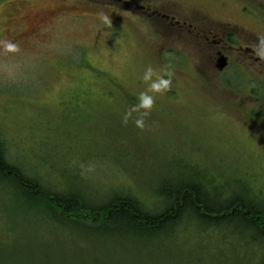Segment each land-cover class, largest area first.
Instances as JSON below:
<instances>
[{
  "label": "rangeland",
  "instance_id": "1",
  "mask_svg": "<svg viewBox=\"0 0 264 264\" xmlns=\"http://www.w3.org/2000/svg\"><path fill=\"white\" fill-rule=\"evenodd\" d=\"M261 38L264 0H0V40L19 45L0 50V138L30 175L94 198L117 188L158 207L159 179L194 166L264 198ZM148 65L174 75L141 130L123 114L146 90ZM3 190L0 264H259L264 255V242L235 249L234 236L195 226L157 241L94 238L33 212L34 230L17 227L23 216Z\"/></svg>",
  "mask_w": 264,
  "mask_h": 264
},
{
  "label": "trees",
  "instance_id": "2",
  "mask_svg": "<svg viewBox=\"0 0 264 264\" xmlns=\"http://www.w3.org/2000/svg\"><path fill=\"white\" fill-rule=\"evenodd\" d=\"M249 81L252 83L247 85L256 91V82ZM206 169L194 166L188 169L189 174H183L179 168L158 178L155 191L161 198L160 205L150 208L134 192L116 188L111 194L94 198L80 186L64 189L51 181H40V177L30 175L29 169L13 161L0 138V187L7 193L10 205L23 216L15 220L17 227L27 223L26 227L30 225L34 230L39 223L34 212L50 223L94 238L123 235L157 241L195 226L199 230L219 231L225 234L224 239L226 235L234 236L239 240L235 249L264 242V207L257 206H264V198L256 197L260 192L247 181H234L232 176L218 180ZM258 258L262 260L259 264H264V255Z\"/></svg>",
  "mask_w": 264,
  "mask_h": 264
},
{
  "label": "clouds",
  "instance_id": "3",
  "mask_svg": "<svg viewBox=\"0 0 264 264\" xmlns=\"http://www.w3.org/2000/svg\"><path fill=\"white\" fill-rule=\"evenodd\" d=\"M101 22L111 27L112 20L108 15L100 13ZM261 44L264 45V38H261ZM0 50L3 53L19 52V45L11 40H0ZM264 58V53H258ZM174 73L171 71L158 70L152 65H148L143 71L141 80L147 85L146 90L141 91L137 96V103L131 106L123 114V123L127 125L132 120L135 126L141 130L145 128V118L148 117L155 107V94L163 95L171 90L172 77ZM136 114L133 116V114Z\"/></svg>",
  "mask_w": 264,
  "mask_h": 264
},
{
  "label": "flooded vegetation",
  "instance_id": "4",
  "mask_svg": "<svg viewBox=\"0 0 264 264\" xmlns=\"http://www.w3.org/2000/svg\"><path fill=\"white\" fill-rule=\"evenodd\" d=\"M247 49L248 50H251V56H253V54L255 55V54H257V52H259L252 44H250V45H248L247 46ZM257 51V52H256ZM260 52H261V50H260ZM259 52V53H260ZM262 53V52H261ZM262 61H263V58L261 57V56H258ZM256 62H258L257 60H255ZM259 63V62H258Z\"/></svg>",
  "mask_w": 264,
  "mask_h": 264
},
{
  "label": "water",
  "instance_id": "5",
  "mask_svg": "<svg viewBox=\"0 0 264 264\" xmlns=\"http://www.w3.org/2000/svg\"><path fill=\"white\" fill-rule=\"evenodd\" d=\"M226 65V62H225V57L221 59L220 63L218 64L219 68L224 69Z\"/></svg>",
  "mask_w": 264,
  "mask_h": 264
},
{
  "label": "bare ground",
  "instance_id": "6",
  "mask_svg": "<svg viewBox=\"0 0 264 264\" xmlns=\"http://www.w3.org/2000/svg\"><path fill=\"white\" fill-rule=\"evenodd\" d=\"M141 209V208H140ZM162 209V208H161Z\"/></svg>",
  "mask_w": 264,
  "mask_h": 264
}]
</instances>
